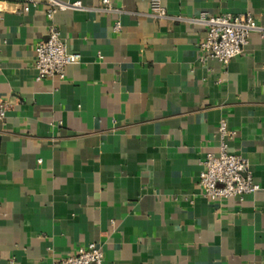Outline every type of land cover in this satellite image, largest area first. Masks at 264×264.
Instances as JSON below:
<instances>
[{"label":"crops","instance_id":"crops-1","mask_svg":"<svg viewBox=\"0 0 264 264\" xmlns=\"http://www.w3.org/2000/svg\"><path fill=\"white\" fill-rule=\"evenodd\" d=\"M58 1L83 6L53 17L79 60L38 81L47 0H0V264L90 243L102 264H264V0H159L165 18L151 0ZM223 14L256 28L226 68L199 60L194 22ZM221 121L260 189L217 205L197 178Z\"/></svg>","mask_w":264,"mask_h":264},{"label":"built area","instance_id":"built-area-1","mask_svg":"<svg viewBox=\"0 0 264 264\" xmlns=\"http://www.w3.org/2000/svg\"><path fill=\"white\" fill-rule=\"evenodd\" d=\"M113 0H98L101 6L111 8ZM25 4H32L34 0H24ZM46 19L48 22L45 39L38 43L34 51L33 68L35 79L40 81L50 78H65L68 66L79 60V55L70 52L66 43L53 22L56 12L66 10H82L80 2L64 3L58 0H47ZM150 12L157 18H165V9L159 0L150 1ZM205 27V38L197 44L199 60H216L226 68L231 60L241 56L248 42L249 34L256 30L250 14L218 16L202 15L194 20ZM120 29L119 24L113 27ZM7 104L0 99V124L4 121ZM220 146L217 154H205L201 162L202 169L198 174V185L202 197L209 203L220 205L223 202L236 198L242 200L247 195L256 193L260 187L253 183L248 170L247 161L239 154L227 150L225 140L232 138L235 133L229 131L224 121L218 128ZM40 163V161H38ZM103 253L95 243L79 248L64 258L52 264H102ZM8 264H14L10 260Z\"/></svg>","mask_w":264,"mask_h":264}]
</instances>
